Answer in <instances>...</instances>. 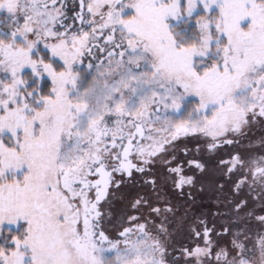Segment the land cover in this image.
I'll return each instance as SVG.
<instances>
[{"label":"snow or ice","instance_id":"1","mask_svg":"<svg viewBox=\"0 0 264 264\" xmlns=\"http://www.w3.org/2000/svg\"><path fill=\"white\" fill-rule=\"evenodd\" d=\"M0 264H264V0H0Z\"/></svg>","mask_w":264,"mask_h":264},{"label":"flooded vegetation","instance_id":"2","mask_svg":"<svg viewBox=\"0 0 264 264\" xmlns=\"http://www.w3.org/2000/svg\"><path fill=\"white\" fill-rule=\"evenodd\" d=\"M207 194H205L204 196H206ZM203 196V197H204ZM208 196V195H207ZM204 203L202 202V201H200V199L198 200V202L195 204V205H193V208L194 209H197V210H199L201 207H204V208H207V207H209V206H211L212 208H214V206L213 205H211V203L209 202L208 204H204ZM214 210V209H213Z\"/></svg>","mask_w":264,"mask_h":264},{"label":"rangeland","instance_id":"3","mask_svg":"<svg viewBox=\"0 0 264 264\" xmlns=\"http://www.w3.org/2000/svg\"><path fill=\"white\" fill-rule=\"evenodd\" d=\"M200 201H202L204 204H208L209 202L211 203V201L209 200V198H208L207 195L204 196V197H201V198H200ZM204 204H203V205H204ZM213 206H214V205H213ZM213 209L215 210V206H214Z\"/></svg>","mask_w":264,"mask_h":264}]
</instances>
